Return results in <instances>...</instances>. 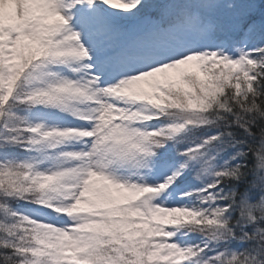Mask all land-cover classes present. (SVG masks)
Segmentation results:
<instances>
[{"label":"snow or ice","instance_id":"1","mask_svg":"<svg viewBox=\"0 0 264 264\" xmlns=\"http://www.w3.org/2000/svg\"><path fill=\"white\" fill-rule=\"evenodd\" d=\"M0 264H264V0H0Z\"/></svg>","mask_w":264,"mask_h":264}]
</instances>
